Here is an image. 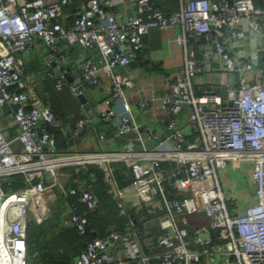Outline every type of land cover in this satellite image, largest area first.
I'll return each instance as SVG.
<instances>
[{
    "label": "built area",
    "instance_id": "obj_1",
    "mask_svg": "<svg viewBox=\"0 0 264 264\" xmlns=\"http://www.w3.org/2000/svg\"><path fill=\"white\" fill-rule=\"evenodd\" d=\"M125 1L0 0V114L14 125L10 136L0 125V264H31L29 211L40 206L47 191L77 193L88 210L98 207L88 186L59 187L67 166L86 170L92 163L100 164L130 222L132 211L162 213L156 242L163 249L148 255L140 250L136 230L129 236L111 229L88 240L76 264H129L128 258L147 264L151 256L157 264H264V0H177L178 7L169 13L153 0H128L132 12L123 16L116 6ZM151 29L172 31L183 51L182 70L159 98L170 129L162 138L136 120L124 93L130 81L119 71L137 59ZM37 41L47 52L46 65L58 68L29 72L25 58ZM73 45L96 54L79 60L81 77L70 90L83 94L108 76L110 94L97 104L98 119H115L117 133L135 134L137 147L48 149L51 129L60 121L38 87L46 76L62 90L67 48ZM215 56L221 69L219 81L212 83L208 75ZM109 96L123 98L126 112L117 113ZM155 100L140 99L138 106L146 111ZM187 108L188 137L175 126V117ZM90 122L88 117L77 120L74 134ZM151 140L155 143L149 147ZM114 161L123 162L130 172V181L121 187L113 176ZM241 164L250 171L253 200L238 209L226 195L233 177L225 169L238 170ZM16 175L22 176V185L13 187ZM169 189L174 191L171 196ZM195 214L208 221L193 231L191 240L201 249L191 248L186 239L189 217ZM62 218L63 227L86 233L88 218L75 205ZM123 239L124 257L110 253Z\"/></svg>",
    "mask_w": 264,
    "mask_h": 264
},
{
    "label": "crops",
    "instance_id": "obj_2",
    "mask_svg": "<svg viewBox=\"0 0 264 264\" xmlns=\"http://www.w3.org/2000/svg\"><path fill=\"white\" fill-rule=\"evenodd\" d=\"M154 4L165 12L175 10L178 7L177 0H153ZM76 10V3L67 9L69 14ZM116 11L123 16L132 12L129 1L119 3L116 6ZM71 17V16H70ZM67 17L70 22L72 18ZM68 62L63 67L67 70L62 80L63 88L58 90L55 87V79L43 78V81L38 87L40 95L47 94L51 110L60 121L58 130L51 132V141L48 149L52 151H64L68 146L74 147L76 150H118L122 147H137L136 135L129 133L120 135L116 131V120L112 119L105 121L98 119L97 104L103 98L110 94L108 76H103V83L97 86L87 87L86 91L79 95H75L70 86L73 81L80 78V71L77 68L79 60L84 56L96 54V51L85 49L73 45L67 48ZM48 58L47 52L40 41H37L35 49L31 56L25 58L29 72L43 73L46 69L55 70L58 64L47 66L45 60ZM214 71L208 75V81L217 83L219 74L217 69H221L218 64V58L215 56ZM183 67V51L182 48L176 45L172 31H160L151 29L144 37L142 50L137 59L131 65L120 68L130 85L124 90L126 103L135 116L136 120L141 124H149L159 132V137L162 138L170 133L165 120V111L160 104V96L166 89L168 82L173 78L175 73L182 70ZM215 79V80H213ZM88 92V93H87ZM112 100V106L117 110V113L126 112L125 102L123 98L109 96ZM156 99L147 109L143 111L138 106L140 99ZM188 108L183 113L175 117V126L179 128L186 137L191 132L188 122ZM82 117H88L91 122L85 126L78 134H74V126L77 120ZM0 125L2 130L11 135L14 130L11 118L8 115L0 114ZM155 140L148 141V146L152 147ZM173 146H181L179 143H172ZM117 162V161H114ZM122 165L124 164L123 162ZM103 171L99 163H92ZM88 167L67 166L64 170V182L71 185L76 190L80 187L88 186L98 199V207L93 210H88L82 203L78 201V194L59 193L62 195L63 212L67 215L70 206L75 205L80 212L85 213L88 218V228L84 235H79L72 228H64L61 221L50 220L47 229L41 226V229L33 228L28 234V248L32 256L33 264H76V260L81 251L84 250L88 240L105 235L111 229H117L120 232L128 233L132 230L137 231V241L141 249H144L148 255H152L161 251L163 248L157 244L156 237L159 230L158 217L162 213L151 214L146 210L139 212L132 211L133 221L130 222V217L121 212L117 205V199L109 182L98 173L87 172ZM74 169L69 171L68 169ZM80 169V170H79ZM80 171V172H79ZM225 171L232 175L233 182L227 183L230 190L227 192V197H230L236 204L238 209L253 200V182L250 178V171L244 165L238 170L226 168ZM79 172V174H77ZM130 174V172H129ZM181 178L183 176L181 175ZM173 190V189H172ZM174 191H172L173 193ZM88 214V215H87ZM63 216V217H64ZM189 225L186 227V239L191 248L201 249L199 243L192 241L193 231L201 225L207 224V218L204 215L195 214L189 217ZM153 224V226H152ZM45 231V232H44ZM215 232H212V235ZM129 236H132L129 234ZM214 243V240H213ZM126 244L124 239L119 240L110 249V253L116 254L119 257H124L126 253ZM40 260L36 261V256ZM129 264H145L138 263L135 259L130 260ZM147 264H157V260L148 259ZM203 264V263H201Z\"/></svg>",
    "mask_w": 264,
    "mask_h": 264
},
{
    "label": "rangeland",
    "instance_id": "obj_3",
    "mask_svg": "<svg viewBox=\"0 0 264 264\" xmlns=\"http://www.w3.org/2000/svg\"><path fill=\"white\" fill-rule=\"evenodd\" d=\"M60 182L61 183L59 187H63L62 183L66 184V182H64V177H61ZM62 198V195H59L52 190L47 191L45 195L40 199V206L37 209L29 211V231H31V229L33 228L38 227L41 229L42 225H45L44 228L46 230L48 226L47 224L48 222H50V220L61 219L65 215L61 203ZM38 260H40V257L37 255L35 262H37ZM33 263L34 261L33 259H31V264Z\"/></svg>",
    "mask_w": 264,
    "mask_h": 264
},
{
    "label": "trees",
    "instance_id": "obj_4",
    "mask_svg": "<svg viewBox=\"0 0 264 264\" xmlns=\"http://www.w3.org/2000/svg\"><path fill=\"white\" fill-rule=\"evenodd\" d=\"M165 13H168V12H165ZM59 127L52 128L51 132H53L55 130H58ZM161 165H162L163 168H166V169L168 168V163L165 162V161L161 162ZM112 167H113V176L115 178V182L117 183V185L119 187L127 184L130 181L129 169L126 167V165H124V164L122 165V163H119V162H113L112 163ZM68 170L74 172L73 168L68 169ZM89 171L93 172V173H98L99 175L103 176V171H101V169L98 168V166H96V165H90L88 167V171L87 172H89ZM79 172L77 174H79ZM13 179H14L13 183H12L13 187H17V186H21L22 185V176L21 175H16V176H14ZM172 191H173L172 189H169V191H168V195L169 196H171ZM67 195H70V194H67ZM64 228H71V227H64ZM87 228H88V226H87ZM28 232H29V230H28ZM74 232L78 234V232L75 229H74Z\"/></svg>",
    "mask_w": 264,
    "mask_h": 264
},
{
    "label": "water",
    "instance_id": "obj_5",
    "mask_svg": "<svg viewBox=\"0 0 264 264\" xmlns=\"http://www.w3.org/2000/svg\"><path fill=\"white\" fill-rule=\"evenodd\" d=\"M78 97H79V99H82V95L81 94ZM131 216H133V215L131 214ZM152 226H153V224H152Z\"/></svg>",
    "mask_w": 264,
    "mask_h": 264
},
{
    "label": "bare ground",
    "instance_id": "obj_6",
    "mask_svg": "<svg viewBox=\"0 0 264 264\" xmlns=\"http://www.w3.org/2000/svg\"><path fill=\"white\" fill-rule=\"evenodd\" d=\"M113 155H107V157H112Z\"/></svg>",
    "mask_w": 264,
    "mask_h": 264
}]
</instances>
